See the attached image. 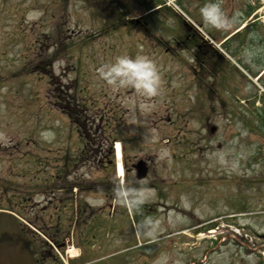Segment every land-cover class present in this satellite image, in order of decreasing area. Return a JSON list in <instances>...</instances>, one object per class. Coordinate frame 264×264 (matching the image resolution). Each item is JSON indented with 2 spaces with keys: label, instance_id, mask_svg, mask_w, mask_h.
<instances>
[{
  "label": "rangeland",
  "instance_id": "374dc122",
  "mask_svg": "<svg viewBox=\"0 0 264 264\" xmlns=\"http://www.w3.org/2000/svg\"><path fill=\"white\" fill-rule=\"evenodd\" d=\"M205 2L0 0V208L19 189L33 207L56 156L118 136L126 167L148 171L114 181L152 193L106 209L122 264H264V0H219L227 30L203 22ZM122 54L154 62L157 95L99 78ZM146 217L160 220L154 238Z\"/></svg>",
  "mask_w": 264,
  "mask_h": 264
},
{
  "label": "flooded vegetation",
  "instance_id": "af4514ba",
  "mask_svg": "<svg viewBox=\"0 0 264 264\" xmlns=\"http://www.w3.org/2000/svg\"><path fill=\"white\" fill-rule=\"evenodd\" d=\"M96 144L94 152L88 148L74 154L69 148L66 155L55 157L52 184L37 186L42 205L40 200L27 209L25 193L14 200L21 209L20 229L35 264H122L119 249L108 253V247H117L121 241L107 238L103 213L121 203L115 194L120 186L107 170L111 160L104 141ZM42 223L53 232L42 233L31 226L46 229Z\"/></svg>",
  "mask_w": 264,
  "mask_h": 264
},
{
  "label": "clouds",
  "instance_id": "9594fccd",
  "mask_svg": "<svg viewBox=\"0 0 264 264\" xmlns=\"http://www.w3.org/2000/svg\"><path fill=\"white\" fill-rule=\"evenodd\" d=\"M199 15L206 25L216 29L227 30L234 23V18L224 12L219 0H206L199 8ZM97 72L99 78L111 86L113 91L132 88L140 96L151 97L160 90V73L154 62L144 55H117L110 62L101 65ZM213 155L218 162L225 163L226 152L219 150ZM115 194L120 202H127L134 207H139L152 195L147 188L128 186L119 187ZM138 227L144 230L145 235L154 238L160 230V220L146 217ZM157 264H160L159 260Z\"/></svg>",
  "mask_w": 264,
  "mask_h": 264
},
{
  "label": "water",
  "instance_id": "95a60500",
  "mask_svg": "<svg viewBox=\"0 0 264 264\" xmlns=\"http://www.w3.org/2000/svg\"><path fill=\"white\" fill-rule=\"evenodd\" d=\"M135 168L137 178L143 177L142 161ZM0 264H34L14 217L4 211L0 212Z\"/></svg>",
  "mask_w": 264,
  "mask_h": 264
},
{
  "label": "trees",
  "instance_id": "16d2710c",
  "mask_svg": "<svg viewBox=\"0 0 264 264\" xmlns=\"http://www.w3.org/2000/svg\"><path fill=\"white\" fill-rule=\"evenodd\" d=\"M158 4V2L155 4V2H154V4H152V5H150L149 7H152V6H155V5H157ZM123 22V21H122ZM193 40V39H192ZM194 41V40H193Z\"/></svg>",
  "mask_w": 264,
  "mask_h": 264
},
{
  "label": "bare ground",
  "instance_id": "6f19581e",
  "mask_svg": "<svg viewBox=\"0 0 264 264\" xmlns=\"http://www.w3.org/2000/svg\"><path fill=\"white\" fill-rule=\"evenodd\" d=\"M216 47V46H215ZM208 232H211V230H208Z\"/></svg>",
  "mask_w": 264,
  "mask_h": 264
}]
</instances>
